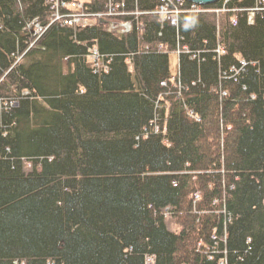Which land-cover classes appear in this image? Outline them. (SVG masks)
<instances>
[{
    "label": "trees",
    "instance_id": "1",
    "mask_svg": "<svg viewBox=\"0 0 264 264\" xmlns=\"http://www.w3.org/2000/svg\"><path fill=\"white\" fill-rule=\"evenodd\" d=\"M255 3L176 26L142 15L124 34L53 23L28 48L48 0H0V264H264Z\"/></svg>",
    "mask_w": 264,
    "mask_h": 264
},
{
    "label": "built area",
    "instance_id": "2",
    "mask_svg": "<svg viewBox=\"0 0 264 264\" xmlns=\"http://www.w3.org/2000/svg\"><path fill=\"white\" fill-rule=\"evenodd\" d=\"M106 1L105 10H90V8L83 2L78 0H48V10L50 17L46 25H42L38 18L33 19L27 24L29 30L33 31L36 39L44 33L47 28L53 23H59L61 25H86L99 24L104 26L109 32L117 34L129 33L132 30L131 24L125 22L127 16L138 18L142 15H156L161 23H166L171 26H176L179 16L182 13L192 12H214L217 16L223 12L229 11L226 5L232 0H223L221 8L203 9L201 6L193 4L189 8H184V0H155L156 6L153 10H132V8L126 7V0H102ZM130 1V0H127ZM255 6L246 10L248 24H253L255 21L256 13L258 11L264 12V0H255ZM136 3V0H134ZM233 11H239V9H233ZM221 12V13H220ZM237 16H233L230 20L232 25H235ZM91 56V64L94 65L97 54L93 50ZM4 100L1 98V101ZM10 104H15V100L10 99ZM5 102L3 101V105Z\"/></svg>",
    "mask_w": 264,
    "mask_h": 264
},
{
    "label": "bare ground",
    "instance_id": "3",
    "mask_svg": "<svg viewBox=\"0 0 264 264\" xmlns=\"http://www.w3.org/2000/svg\"><path fill=\"white\" fill-rule=\"evenodd\" d=\"M75 1V0H74ZM79 1V0H78ZM90 1V0H89ZM88 1V2H89ZM81 2V1H80ZM83 3H85L86 4V2H83ZM49 17H50V13H49ZM135 20V18H133V17H130V16H127L126 17V19H125V22H128V23H130L131 24V22L132 21H134ZM47 24V23H46ZM45 24V25H46ZM96 24H91V23H88V24H86V25H80V26H77V25H72V26H69L68 24L67 25H63V26H65V27H71V28H73V29H77V28H79V29H81V28H88V27H92V26H95ZM133 28V27H132ZM26 30H28V33H29V35H30V41H29V45H28V48H37V47H39L40 46V44H41V41H42V39H43V37H44V34H45V32L44 33H42V35L41 36H39L37 39H36V37H35V34H34V32L33 31H31V30H29V28L26 26ZM93 51V50H92ZM91 51V52H92ZM95 51V50H94ZM91 59V58H90ZM18 60H19V57H17L16 58V61L15 62H18ZM91 62H92V60H91ZM1 80L2 79H0V82H1Z\"/></svg>",
    "mask_w": 264,
    "mask_h": 264
},
{
    "label": "rangeland",
    "instance_id": "4",
    "mask_svg": "<svg viewBox=\"0 0 264 264\" xmlns=\"http://www.w3.org/2000/svg\"><path fill=\"white\" fill-rule=\"evenodd\" d=\"M81 2H88L89 0H79ZM221 11H224V7L221 8ZM221 13V12H220ZM220 15V14H219ZM178 66V57L176 54H170L169 56V67L172 71L176 70ZM168 227L172 230H178V226L172 221V219L167 218Z\"/></svg>",
    "mask_w": 264,
    "mask_h": 264
},
{
    "label": "water",
    "instance_id": "5",
    "mask_svg": "<svg viewBox=\"0 0 264 264\" xmlns=\"http://www.w3.org/2000/svg\"><path fill=\"white\" fill-rule=\"evenodd\" d=\"M186 1L197 4V5L207 6V5L214 4L219 0H186Z\"/></svg>",
    "mask_w": 264,
    "mask_h": 264
}]
</instances>
